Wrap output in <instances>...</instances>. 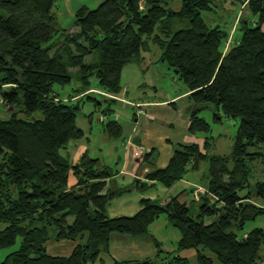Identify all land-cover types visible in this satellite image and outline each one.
<instances>
[{
  "label": "trees",
  "instance_id": "trees-1",
  "mask_svg": "<svg viewBox=\"0 0 264 264\" xmlns=\"http://www.w3.org/2000/svg\"><path fill=\"white\" fill-rule=\"evenodd\" d=\"M176 1L178 11L170 7ZM56 3L0 0V100L25 114L0 118V250L21 239L0 264H94L109 253L112 234L150 235L162 216L180 231L176 254L159 249L155 257L114 264H189L180 255L187 250L196 251L197 264H264V229L243 235L248 222L264 217V0L245 6L243 0H104L75 12L73 33L60 25ZM204 14L212 15L208 22ZM233 31L242 35L228 46ZM148 41L163 50L161 61L190 92L189 132L206 137L204 144L177 147L168 166L147 180L171 188L195 170L196 159L207 162L209 184L197 219L181 200L185 191L165 204L143 199L136 215L112 218L108 207L120 195L108 186L113 170L87 154L75 165L63 155L85 135L76 120L81 105L95 100L92 79L100 91L121 96L123 70L141 67ZM96 53L99 60L88 62ZM75 79L80 85L73 94L56 92ZM100 95L109 102L100 106L107 118L118 101ZM209 105L218 111L216 121L240 120L229 155L210 153L211 126L201 117ZM37 112L43 117L32 119ZM106 130L122 134L115 120ZM71 171L78 180L72 188ZM50 240L76 245L69 256H51Z\"/></svg>",
  "mask_w": 264,
  "mask_h": 264
},
{
  "label": "crops",
  "instance_id": "crops-1",
  "mask_svg": "<svg viewBox=\"0 0 264 264\" xmlns=\"http://www.w3.org/2000/svg\"><path fill=\"white\" fill-rule=\"evenodd\" d=\"M73 1H75L77 4L80 3L79 0H57L56 13L59 23L62 18H65L67 16L72 19L75 15V12L82 6H85L81 5L79 7H76L75 5L73 7ZM77 31L78 28H71L72 33ZM235 36L237 40L234 39ZM240 37L241 35L233 34V42L238 43ZM125 69L123 70V72L125 71ZM156 71V75L158 77L167 76L165 72L161 73L158 70ZM155 82L156 83H154V85L158 84L157 81ZM157 87L158 86H154V88L159 92V89ZM94 91L100 94H105L109 98H115L118 101L117 104L113 107V114L107 116V118L103 114H101V111L100 123H102L103 126L101 125V127L99 128V134H104L105 137H108L107 139H110L111 136L107 133L106 130L107 121L115 120L122 126L121 136L119 138H116L117 140H114L116 160H111L112 162L103 161L101 156L97 157L96 155L91 153V139L87 135L88 132H86L82 128L80 129L84 131L85 135L81 139L72 141L67 146V148L64 149L63 155L67 156L71 164L75 165L81 160L84 155L87 154L91 159L99 160L101 168L108 167L113 170L114 175L108 181V186L112 191H119L120 195L113 199L108 207V215L110 217L115 218L122 216H134L127 215V212L133 210L134 212L138 213L139 211H141V200L143 199L159 201V199L163 197L165 201L163 200L160 202L162 204H165L170 200V198L179 195L177 191H175L174 193L173 189L175 187V189H177V187L184 188L183 192L189 191L190 195L195 199H199L202 194L207 192L209 181L206 185L198 184L196 181L189 178V174H191L192 171L188 172L182 181L176 183L171 188H166L161 183L147 180V175L149 173L155 170L165 169L168 166L177 147L190 146L194 144L200 145L204 144L205 142L206 135L198 137L197 135L199 133L192 134L189 132V111L191 106L193 105V102L190 99V92L187 89H181L180 93L169 92L164 98H161L159 96L158 99L138 95L133 101H128L125 99L124 95L127 90H125L121 94V96L118 97L107 94L102 90L100 91L97 87H95ZM118 103L129 105L134 109V114L130 118L131 122L128 124V129L126 130L123 125V121L121 120V114H117ZM135 104L142 105L147 113V116L137 117V107L135 106ZM90 118L91 119L89 124L91 125V128H89V131L91 130L92 132L95 120L94 116ZM109 141L110 143H112V140ZM138 149H141L142 151L143 155L141 158H138L136 156V151ZM98 151L100 153L104 150L98 148ZM149 154H151V156L146 158L145 155ZM200 165L201 164H199V166ZM77 183V177L74 175V172L71 171L69 178V187L72 188L76 186ZM133 201L136 204H133ZM209 219L211 223L213 221V218ZM159 221L160 219H158L151 225L150 235L131 237L117 233L112 234L110 236L109 253L104 254L101 258L102 261H99V263L114 264L115 262L142 261L147 258L155 257L159 249H163L164 245L163 240H158L155 235L152 234L153 226L156 223H159ZM206 224H209V222H207ZM156 242L159 243V246H157ZM187 252L196 255L195 250H187L182 252L181 254H186ZM106 257L108 261H106Z\"/></svg>",
  "mask_w": 264,
  "mask_h": 264
},
{
  "label": "rangeland",
  "instance_id": "rangeland-1",
  "mask_svg": "<svg viewBox=\"0 0 264 264\" xmlns=\"http://www.w3.org/2000/svg\"><path fill=\"white\" fill-rule=\"evenodd\" d=\"M78 1V0H77ZM80 3L77 4L75 1H73V7L76 5V7L85 5L90 10L96 9L104 0H79ZM181 1H176L170 4V7L173 10H180L181 8ZM225 8L229 11L233 7L229 4L225 5ZM4 15L6 13L3 12ZM244 14L240 12V15ZM220 14H218L219 16ZM204 17L206 21L208 22L209 19L212 17V15L204 14ZM220 17V16H219ZM218 17V18H219ZM212 19H215L214 17ZM75 17L72 19L67 16L65 18H62L60 20V25L64 29H68L73 27ZM264 30V29H263ZM237 35H242L240 31H237ZM163 50L157 45L154 44L152 41H148V49L142 52V61H141V67L137 64H130L128 67H126L125 71L123 72V78H122V85L124 88H126L127 92L125 93L124 97L128 101H133L136 99L138 95L146 96L148 98H155L158 99L159 96L164 98L167 93H180L181 89H186L185 85L180 81L176 73L168 67V65L161 61ZM99 60V53H96V55L93 58L88 59V62L90 61H98ZM153 64V65H152ZM155 68V69H154ZM159 72H165L167 75L166 77H158L157 71ZM157 81L158 84L154 85ZM93 87H97L96 83L97 81L95 79H92ZM79 82L75 79L73 83L66 87L56 86L55 90L57 93H59L62 97H67L68 95L73 94V91L79 87ZM154 86H158L159 92L154 88ZM98 88V87H97ZM95 100H86L81 105V111L77 115L76 124L79 128L84 129L88 135V137L91 139L90 149L91 153L96 155L97 157L101 156L103 161H109L116 160L115 154L116 149L114 147V140H117L115 137H110V139H107L108 137H105L104 134H99V128L102 123H100V116H101V109L109 104V102H106L104 97L102 95L93 94L91 95ZM75 103V101H74ZM101 105H99V104ZM101 106V109H100ZM22 108L20 107H14L12 109L5 107L2 104V101L0 100V118L6 119L9 116H11L13 113L18 112V115L23 117L25 116L24 113L21 112ZM134 109L129 105H124L122 103H118L117 105V114H121V120L123 121V125L125 127V130L128 129V124L131 122L130 118L134 114ZM101 113V114H100ZM215 114H218V111L214 108L213 105H209L208 109L204 110L201 113V117H203L207 123L211 126V131L207 135V137H210L211 141V154L214 155H229L232 151L235 136L239 127L240 120L237 119H226L224 117L221 118V121L215 120ZM94 116V124H93V130L89 131V128H91L90 117ZM43 115L41 112H37L32 115V119H40ZM91 133V134H90ZM198 137L205 136L204 134H198ZM109 140H112L110 143ZM98 148H101L102 152L99 153ZM2 161V158H0V163ZM258 166L262 167L261 163L257 164ZM189 178L196 181L200 185H206L209 181V165L207 162L201 163L199 168L197 170H194L189 174ZM179 186V185H178ZM176 188V187H175ZM173 189L174 193L177 191L178 194L183 192L184 188L177 187V189ZM190 190V189H188ZM253 191L254 188H251ZM156 191V190H155ZM161 195V194H160ZM133 197V196H132ZM187 204L190 209V214L193 218L197 219V216L199 214V202L198 199L193 198L189 191L185 192V194L181 197ZM165 201L163 197L159 199V201ZM133 204H136L133 201ZM132 206V205H131ZM127 215H135L137 212H134L131 210L130 212H127ZM205 222L210 223L209 218H205ZM5 227V224H0V231H2ZM254 228H262L264 229V217L261 216L257 218L254 221L248 222L245 226V229L243 231V235H246L250 231H252ZM152 234L155 235V237L159 240L164 241L163 249L167 252H172L176 254L177 250V242L179 241L181 234L178 229L171 226L169 223L167 225V220L165 216H162L160 218L159 223H156L153 226ZM21 244V239L17 241V244L14 245L11 248L8 249H2L0 250V263L5 260L7 255L12 253L13 251H16L19 249ZM76 243L69 241V240H63V241H56V240H50L46 244L47 253L51 256H69ZM182 253V252H181ZM180 255L184 258H187L189 260V264H197V258L196 255H193L190 252H187L186 254L183 253ZM205 254L211 258H215V256L211 252H205ZM264 256V248L262 252ZM106 261H108L106 257ZM96 264H100L97 262ZM213 264H220L218 261H215Z\"/></svg>",
  "mask_w": 264,
  "mask_h": 264
},
{
  "label": "built area",
  "instance_id": "built-area-1",
  "mask_svg": "<svg viewBox=\"0 0 264 264\" xmlns=\"http://www.w3.org/2000/svg\"><path fill=\"white\" fill-rule=\"evenodd\" d=\"M243 1H244L243 6H245V5L248 4L251 0H243ZM143 9H144V6L141 5V10H143ZM239 19H240V16L238 17V20H239ZM238 20H237V21H238ZM233 33H234V31L232 32V35L230 36L229 40L227 41V45H228V46L231 45V44H233V40H232ZM125 90H126V88H125L123 91H125ZM135 106L137 107V110H136V116H137V117H140V116H147V113H146V111L144 110V108H143L142 105L135 104ZM142 155H143V154H142L141 149H138V150L136 151V156H137L138 158H141Z\"/></svg>",
  "mask_w": 264,
  "mask_h": 264
},
{
  "label": "water",
  "instance_id": "water-1",
  "mask_svg": "<svg viewBox=\"0 0 264 264\" xmlns=\"http://www.w3.org/2000/svg\"><path fill=\"white\" fill-rule=\"evenodd\" d=\"M198 168H199V160L196 159V161H195V169H198Z\"/></svg>",
  "mask_w": 264,
  "mask_h": 264
}]
</instances>
